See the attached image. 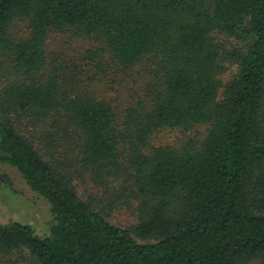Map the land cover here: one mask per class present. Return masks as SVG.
I'll return each mask as SVG.
<instances>
[{
    "label": "trees",
    "instance_id": "1",
    "mask_svg": "<svg viewBox=\"0 0 264 264\" xmlns=\"http://www.w3.org/2000/svg\"><path fill=\"white\" fill-rule=\"evenodd\" d=\"M65 32L116 75L142 67L123 116L77 70L49 69ZM198 126L197 143L149 146ZM0 165L51 215L43 233L0 224V254L24 264L264 263V0H0ZM84 173L126 192L135 224L112 225L116 203L84 197Z\"/></svg>",
    "mask_w": 264,
    "mask_h": 264
},
{
    "label": "rangeland",
    "instance_id": "2",
    "mask_svg": "<svg viewBox=\"0 0 264 264\" xmlns=\"http://www.w3.org/2000/svg\"><path fill=\"white\" fill-rule=\"evenodd\" d=\"M215 43L221 45L223 49L230 50L237 43L225 36L215 35ZM100 48L94 39L75 37L71 32L50 33L46 42V55L48 66L53 69H61L64 73L70 70L80 72L82 81L94 89L95 94L100 99H105L116 108L117 113L123 116V111L132 99L141 98L144 81L138 78L139 73H143L142 67H136L130 72L116 75L105 56H98L97 49ZM90 57H94L92 60ZM99 62V63H98ZM101 68V71L97 70ZM225 71L220 76L225 84L235 73V68L225 64ZM105 72L104 76H102ZM102 77L99 81L97 77ZM206 126H198L189 131L162 130L156 133L149 146L151 148L172 146L179 147L184 144L197 143L206 135ZM0 174H6L10 185L0 189V224L20 223L29 225L38 233L47 230L51 215L47 202L33 194L23 182L20 175L6 165H0ZM119 182L114 185H124L123 174H118ZM81 184L80 190L84 197H90L97 201H112L116 203V208L112 212L108 221L119 228H126L135 224L136 218L131 205L130 196L126 192L108 190L107 185H101L100 180L89 174H83V180L77 182ZM121 183V184H119ZM118 187V186H117ZM27 255V253H24ZM0 264H24L18 254L3 256L0 254ZM252 264H264L254 262Z\"/></svg>",
    "mask_w": 264,
    "mask_h": 264
}]
</instances>
